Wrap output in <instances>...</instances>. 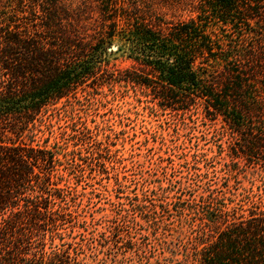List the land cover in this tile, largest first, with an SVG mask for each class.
I'll list each match as a JSON object with an SVG mask.
<instances>
[{"label": "trees", "instance_id": "1", "mask_svg": "<svg viewBox=\"0 0 264 264\" xmlns=\"http://www.w3.org/2000/svg\"><path fill=\"white\" fill-rule=\"evenodd\" d=\"M163 9L196 18L166 21L157 14ZM202 19L233 32L223 41ZM116 36L127 40L123 49L137 66L107 69ZM104 85L137 87L175 112L199 103L202 119L219 121L234 140L228 175L239 158L264 163V0H0V264H87L79 256L91 249L87 227L66 229L77 212L71 206L82 209L79 195L89 192L77 185L86 169L107 175L106 163L116 170L121 159L77 118L80 103L72 99L78 92L93 98ZM62 113L66 124L55 129ZM197 163L187 168L195 181L178 179V186L200 183L201 202H169L167 185L142 183L125 195L129 206L115 202L109 232L117 236L139 219L166 231L162 216L173 213L182 222L177 234H192L184 264H264V209H231L229 196L205 186ZM123 178L115 174L116 191ZM195 212L199 221L187 225Z\"/></svg>", "mask_w": 264, "mask_h": 264}, {"label": "rangeland", "instance_id": "2", "mask_svg": "<svg viewBox=\"0 0 264 264\" xmlns=\"http://www.w3.org/2000/svg\"><path fill=\"white\" fill-rule=\"evenodd\" d=\"M157 14L171 22L191 16L196 18V12L181 9H163ZM206 20L200 21L205 30L216 32L223 41L233 32L234 28L230 24ZM124 41L127 40L119 36L114 38V45L108 53L107 69L137 66L129 51L123 49ZM82 93L78 92L77 99H72L80 103L75 109L77 118L92 127L93 135L101 138L103 146L107 145L111 154L121 159L116 170L111 167V163H106L107 175H98L94 168L91 172L86 169L85 177L77 185L79 191L89 192L79 195L82 198V209L71 206L77 212H74L76 214L67 223L66 229L69 224L75 225V234L79 226L87 227L84 233L91 237V249L84 247L79 253L80 257L86 258L87 264H184V249L191 248L192 234L184 230L182 235L177 234L182 222L173 213L162 216L167 224L166 231L160 228L152 231L148 224L139 219L138 224L132 227H121L116 236L109 232V225L110 220L118 219L112 217L119 208L115 202H124L129 206L125 195L133 191L140 192L142 183L144 188L155 187L158 183L167 185V189H171L165 194L169 202L176 199L180 200L181 205L201 202L200 191L203 188L200 183L197 185L195 182L194 189H180L178 186V179L184 181L189 178L188 181H195L187 173V168L194 161H198L196 165L203 173L205 186L209 184L216 193L229 196L231 209H240L247 214L251 203L264 209V163L255 157L249 161L239 158L236 162L239 170L228 175L224 165L229 160L226 151L234 140L219 121L202 119L199 103L190 105L183 112L160 109L155 99L145 96L139 88L132 86L104 85L90 99L88 96L87 99L83 98ZM47 113L51 115V108ZM67 115L62 113L61 119L55 120V129L66 124ZM183 121L187 122L186 127H183ZM62 147H65L64 143ZM68 165L64 163L60 169L63 171ZM116 173L119 178L125 176L118 191L114 185ZM155 191L160 193L158 188ZM159 195H152L151 201L156 203L162 198ZM199 217V213H192L185 222L187 225L198 222ZM102 236L106 237V242L102 241ZM75 239H79L78 235H75ZM99 243H103V246ZM169 247L174 251L169 252Z\"/></svg>", "mask_w": 264, "mask_h": 264}]
</instances>
